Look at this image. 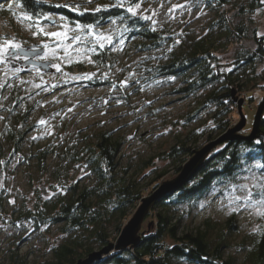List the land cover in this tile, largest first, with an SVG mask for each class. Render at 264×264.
Instances as JSON below:
<instances>
[{"label":"trees","instance_id":"obj_1","mask_svg":"<svg viewBox=\"0 0 264 264\" xmlns=\"http://www.w3.org/2000/svg\"><path fill=\"white\" fill-rule=\"evenodd\" d=\"M87 2L89 0H81L77 4ZM231 2H234L233 6L226 8ZM207 3L221 10L217 11L218 18L214 20V25L218 26L216 31L205 37H187L174 49H167L164 41L167 35L124 7L113 6L95 11L84 7H68L52 0H8L6 4L0 3V16L7 17L11 24L14 23V17L22 15V18L26 16L27 19L23 20L32 25L36 22L46 25L54 22L46 20L45 15L55 12L71 27L99 26L106 21L115 23V41L121 49L117 47L113 50L109 44L99 46L86 43L85 59L78 58L63 65V70L91 74L84 81L91 87L108 85L111 83L108 72L118 63V57L124 53V49L126 52L144 53L148 57L151 54L149 52L160 50L162 56L158 62L148 57L147 60L142 59L143 64L140 66L145 74L151 78L180 77L188 84L185 89L191 92L213 87V91L207 94V102L217 106L213 116L216 134L209 133L205 139L210 142L232 127L233 112L237 109L232 90L237 97L244 95V135L251 130L253 121L247 127L248 115L244 113L243 106L252 102L254 90L244 92L247 90L246 82L240 81V76L234 77L233 69L228 73H220L218 65L213 68L212 60H217L215 53L231 41L242 46L248 40L253 41L255 47H243L236 52L234 71L244 65L254 66L258 60L264 61V35L258 36L256 25L250 22L251 15L264 7V0H206ZM232 15L235 18L247 15L250 24H231ZM92 33L95 34V30ZM71 36L72 39L78 38V41L84 39V35L77 33ZM217 82L218 85L215 84ZM254 87L255 83L251 88ZM23 99L20 89L14 85L9 91L7 102L0 108L6 116L0 135V172L6 168L7 152L20 155L24 137L33 126L29 119L34 105H28ZM253 109L251 113L256 108ZM253 117L254 113L251 119ZM193 134L187 136L191 144L196 143ZM187 137L162 154V158L172 162L175 167L172 177L177 175L192 150L196 149L189 144L190 139ZM125 143L124 135L100 129L52 149L54 162L49 167L44 165L47 151H42L36 158L37 167L48 183L44 193L34 190L31 208L13 210L15 219H8L12 228L16 229L11 241L17 238L27 241L36 235L47 238L52 235L51 228L55 227L60 242L54 244L46 241L44 256L39 261L29 260L30 253L19 254L11 245L1 249L0 264H76L78 260L115 242L146 192L142 187L148 190L152 186V192L168 173L162 169L149 182L142 183L138 176L142 162L137 166H124L121 163L120 156ZM78 167L85 169L87 182H80L73 177V171ZM247 177L259 180L250 196L262 204V212L256 230L241 248L244 255L242 264H264V113L252 141L239 140L218 145L185 185L155 203L144 219L147 220L148 230L142 233L134 248L113 250L92 264H235L234 259L226 255L230 239L237 229L234 214L224 226L205 219L194 231L180 233L179 228L185 214H188L185 210H194L210 194L228 192ZM2 202L3 195L0 193V210L4 211Z\"/></svg>","mask_w":264,"mask_h":264},{"label":"rangeland","instance_id":"obj_2","mask_svg":"<svg viewBox=\"0 0 264 264\" xmlns=\"http://www.w3.org/2000/svg\"><path fill=\"white\" fill-rule=\"evenodd\" d=\"M52 1L68 7H84L95 11L113 6L124 7L129 13L145 18L152 28L167 35L164 40L167 49L176 48L187 37H205L216 31L218 26L214 25V20L218 18L217 11H221L216 5L206 4V0H89L82 4H77L81 0ZM1 2L6 4L8 0H0ZM233 4L231 2L225 7L229 8ZM12 8L16 9L14 5ZM235 17L231 16V24L249 23L247 15ZM44 18L54 24L36 22L32 25L23 20L26 16L22 18V15L14 17V23L11 24L7 17L0 16V108L7 102L9 91L14 85L20 89L23 100L30 106L34 105L29 119L33 126L24 137L20 155L7 152L6 168L0 172V193L3 195L4 209L0 210V251L12 245L19 254L30 253L28 259L36 261L43 258L46 241L54 244L60 242L56 228H51L52 235L48 233L50 236L47 238L36 235L27 241H19L18 238L11 241L16 229L12 228L8 219H15L14 209L17 211L33 206L35 189L44 193L48 179L40 175L36 159L42 151H47L44 165L49 167L54 162L55 154L52 149L100 129L112 130L124 135L126 139L120 156L122 165L137 166L142 162L138 175L142 183L149 182L156 177L158 171L165 169L168 173L162 183L173 178L175 170L172 162L164 160L162 154L193 132L195 144H191L190 137H187L192 147L198 149L209 143L205 139L209 133L216 134L213 130V116L217 109L214 103L207 102V94L213 91V87H203L191 92L185 89L188 84L180 77L151 78L140 66L143 64L142 59L147 60L148 56L134 51L126 52L125 49L118 57V63L108 72L111 83L91 87L84 82L91 74H76L65 71L62 67L78 58L83 59L87 51L86 43L99 46L109 44L113 50L117 47L121 49L115 41L116 24L106 21L99 26L71 27L55 12H50ZM250 22L256 25L258 36L264 35V7L251 15ZM93 30L95 34L92 33ZM74 33L84 35V39H72L71 35ZM32 44L44 49V53L33 60L50 62V71L33 65L26 67L16 62V57L10 56V50L17 51ZM243 47L253 49L255 45L248 40L242 46L231 41L215 53L217 60H212V64L214 69L218 65L220 73H228L233 69L234 77L240 76V81L247 84L244 92L254 90L252 102L243 106L244 113L248 115V127L254 119L251 118L256 109L252 113L250 111L257 108L264 99V61L258 60L254 66L244 65L234 71L236 52ZM149 53L148 59L153 62H158L162 56L160 50ZM16 56L22 57L19 54ZM22 58L23 62L27 60ZM253 83L256 87L251 88ZM215 84L218 85V82ZM5 117L4 112L0 111V135ZM239 121L240 116L235 109L232 126ZM244 128L240 132L242 135ZM144 161L146 164H143ZM149 163L152 165L149 166ZM73 177L80 182L88 181L83 167L74 170ZM258 181V178L247 177L228 192L210 194L194 210H185L188 214L182 220L180 233L194 231L205 219L224 226L226 220L234 214L237 229L230 239L226 255L233 258L235 264H242L244 255L241 248L256 230L258 217L262 212V204L250 196ZM142 188L146 191L142 197L149 196L155 190L150 192L152 186L148 190L145 186ZM143 223L140 233L148 230L147 220Z\"/></svg>","mask_w":264,"mask_h":264},{"label":"water","instance_id":"obj_3","mask_svg":"<svg viewBox=\"0 0 264 264\" xmlns=\"http://www.w3.org/2000/svg\"><path fill=\"white\" fill-rule=\"evenodd\" d=\"M10 52L12 55L19 54L27 58V60L22 63L26 67L33 65L44 71H50V62L33 60L34 57L41 56L44 53V49L39 48L36 44L25 47L24 49H18L17 51L12 49ZM231 95L237 104L240 121L236 125L225 130L214 140L198 149L192 150L191 156L182 165L177 175L160 183L149 196L140 199L139 205L136 207L127 223L122 227L115 242L108 244L100 251L91 253L84 259L78 260L76 264H92L94 261H98L102 256L107 255L113 250H125L127 247L134 248L142 235V233H140V228L149 210L168 193L174 192L185 185L197 173L204 160L214 148L226 142L239 140L252 141L256 137V132L263 116L264 99L257 105L250 133L248 135H242L240 132L246 124L242 112L244 100L243 98L237 97L234 90H232Z\"/></svg>","mask_w":264,"mask_h":264},{"label":"flooded vegetation","instance_id":"obj_4","mask_svg":"<svg viewBox=\"0 0 264 264\" xmlns=\"http://www.w3.org/2000/svg\"><path fill=\"white\" fill-rule=\"evenodd\" d=\"M24 58H22V57H17V59L15 60L16 62H21L22 60H23ZM15 65H16V63H15ZM18 66V65H17Z\"/></svg>","mask_w":264,"mask_h":264},{"label":"bare ground","instance_id":"obj_5","mask_svg":"<svg viewBox=\"0 0 264 264\" xmlns=\"http://www.w3.org/2000/svg\"><path fill=\"white\" fill-rule=\"evenodd\" d=\"M12 57H13V58H15V57L17 58V56H16V55H12Z\"/></svg>","mask_w":264,"mask_h":264}]
</instances>
